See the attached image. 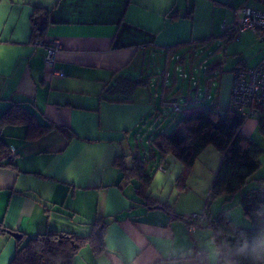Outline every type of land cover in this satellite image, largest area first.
<instances>
[{
  "label": "crops",
  "instance_id": "obj_1",
  "mask_svg": "<svg viewBox=\"0 0 264 264\" xmlns=\"http://www.w3.org/2000/svg\"><path fill=\"white\" fill-rule=\"evenodd\" d=\"M245 5L264 9V0H0V117L18 101L39 124L63 129L26 140L23 125L0 126V139L18 153L14 164L0 163V264H9L16 249L18 239L8 230L25 240L46 230L87 235L101 220L103 250L85 244L72 264H219L209 221L227 204L207 212L206 190L197 189L202 178L211 187L219 153L208 145L190 169L172 155L161 158L149 141L177 124L173 118L163 121L161 111L163 100L178 102V96H165L162 87L159 109L157 94L152 97L157 87L152 92L149 84L139 85L133 98L109 97L106 87L123 73L140 76L145 56L157 51L168 57L209 43H219L217 51L235 38L257 42L250 30L222 29ZM35 8L48 19L37 42L30 24ZM263 36L255 64L264 57ZM55 43L60 46L48 64L46 45ZM244 55L227 71L221 60L209 69L218 70L213 101L221 110L229 105L231 69L249 66ZM154 118L163 121L156 130L150 125ZM249 129L252 123L243 126L247 135ZM119 154L128 155V164L131 155L146 159L152 180L145 196L184 218L145 204L135 180H122L115 167ZM161 160L164 172L158 169ZM180 175L187 182L183 191L176 188ZM203 211L202 218L193 217Z\"/></svg>",
  "mask_w": 264,
  "mask_h": 264
},
{
  "label": "trees",
  "instance_id": "obj_2",
  "mask_svg": "<svg viewBox=\"0 0 264 264\" xmlns=\"http://www.w3.org/2000/svg\"><path fill=\"white\" fill-rule=\"evenodd\" d=\"M30 24L31 40L36 42L41 40L48 24L46 12L41 8H35L30 16ZM233 32L236 34L239 31ZM176 57L177 55L173 59ZM181 59L179 56L176 62ZM237 64L235 67L255 66ZM235 67L231 69V73ZM209 69H205V73H208ZM148 83V80L141 77L123 73L106 87V94L109 97L123 94V97L127 98L137 86ZM246 121L229 105L228 108L221 110L212 100L209 104H200L195 108L184 110L181 118L168 134L157 132L149 141L151 148L155 149L161 158L172 155L187 169L193 166L199 154L208 145L219 152L218 168L208 195L212 199L220 197L222 203L228 205L209 221L213 227L219 264H264V189L258 187L243 190L245 185L253 180V174L260 166L262 148L244 132L243 126ZM256 121L259 131L264 136V109ZM5 125H23L26 129V140L38 139L53 129L63 130L52 123L39 124L34 115L18 101H12L1 114L0 126ZM67 135L69 136L70 132ZM8 149L0 139V163L8 154ZM127 156L119 154L114 160L122 180H135L136 192L145 204H158L171 215L184 218V215L175 213L170 206L145 196L152 180V175L147 171V161L131 155L128 164L125 160ZM6 165L12 164L6 163ZM175 182L178 191L186 189V177L180 175ZM236 195H238L237 201L233 206L237 205L241 208L244 217L250 222L249 226L233 224L223 213L232 206ZM204 212L198 214L202 215ZM105 225L103 220L96 221L87 235L64 230H46L27 240L22 237L16 240L15 253L9 264H72L76 254L85 244H91L96 252L103 250Z\"/></svg>",
  "mask_w": 264,
  "mask_h": 264
},
{
  "label": "rangeland",
  "instance_id": "obj_3",
  "mask_svg": "<svg viewBox=\"0 0 264 264\" xmlns=\"http://www.w3.org/2000/svg\"><path fill=\"white\" fill-rule=\"evenodd\" d=\"M253 36L257 39V42L252 36L250 38L247 37V41L244 42L235 38L231 41L222 42L220 44L221 47L217 51L216 48L218 47L219 43H209L205 46L193 48V50L190 52L183 50L177 51L176 53L172 54V56L168 55V57L166 56L165 52L157 51L156 53H152V55L145 56L142 62L143 71L140 76L136 74V77L139 76L145 80H148L150 87L149 89H151L152 92V88L157 87L152 97L157 94L156 104L158 108L160 109L162 106L165 108L163 111H161V116L164 117L163 121H169L172 118L179 120L184 110L195 108L200 104H209L213 99H215L214 96L218 90V81L214 78V74L217 73L218 70L214 71L211 69L209 70V73L206 74L204 72L205 69L211 68L216 62L221 60L222 69L227 71V69L231 68L236 58L240 56V52L245 54L243 58H245L249 66H253L255 64L254 62L260 54V49L262 48V39L260 35L255 33H253ZM175 55H178L183 59L176 62L178 58L172 59V57ZM213 71L215 73H213ZM164 72L166 74H163ZM183 74H185L186 77H183ZM162 87L165 90V96L168 97V94L171 93L178 96L177 100L182 112H173L172 107L169 105L161 106L160 100L163 96ZM133 94L134 92L132 95H130L132 98L136 96ZM117 95L120 96L121 94ZM207 96L210 98H207ZM248 121L249 122H245L244 126L246 124L249 125L250 123L253 124V130L250 132L249 129V135L251 136V139L262 148V153L259 158L260 166L253 174V180L249 181L243 190L258 187L264 189V136L259 131L255 120ZM150 122V125L153 126L154 130H156V128L162 124V122L156 121L155 118ZM147 124L148 123L145 125L147 126ZM138 147L140 148V144H138ZM210 149H213V151L216 153L218 152L213 148V146H210ZM140 152L142 153L143 150L141 149ZM199 183L200 186L197 187V189L206 190V203L204 205L207 209L206 211L208 212L211 210L212 214H214L217 208L220 210L222 199L220 197L216 199H212L211 197L207 198L208 190L210 188L209 181L206 180L205 183V179L202 178ZM237 197L238 195L235 196L232 206H230L228 209L230 210L229 216L234 220L235 224L239 226H249L250 222L244 217L241 208L237 205L233 206L237 201ZM194 218L196 217L194 216Z\"/></svg>",
  "mask_w": 264,
  "mask_h": 264
},
{
  "label": "built area",
  "instance_id": "obj_4",
  "mask_svg": "<svg viewBox=\"0 0 264 264\" xmlns=\"http://www.w3.org/2000/svg\"><path fill=\"white\" fill-rule=\"evenodd\" d=\"M222 29L224 31L251 30L258 35H263L264 9L241 6L236 10V19L232 23H224ZM59 46L57 43L54 46L46 45L45 61L48 64L53 63L55 52ZM182 76L186 77L185 74ZM163 104L171 106L173 112L181 111L180 105L176 101L167 100ZM229 106L246 120L257 118L260 115L264 109V57L253 67L238 66L232 70ZM8 151L4 161L14 164L17 159V150L14 147H9ZM158 169L165 171L162 162L158 165ZM194 216L202 218L205 214H195ZM199 256L202 257L203 254L199 253Z\"/></svg>",
  "mask_w": 264,
  "mask_h": 264
},
{
  "label": "water",
  "instance_id": "obj_5",
  "mask_svg": "<svg viewBox=\"0 0 264 264\" xmlns=\"http://www.w3.org/2000/svg\"><path fill=\"white\" fill-rule=\"evenodd\" d=\"M10 232V231H9ZM16 239H20L21 238V234L19 232H10Z\"/></svg>",
  "mask_w": 264,
  "mask_h": 264
}]
</instances>
